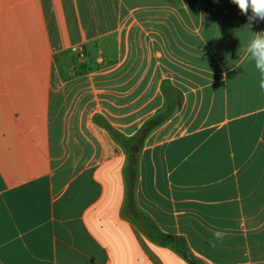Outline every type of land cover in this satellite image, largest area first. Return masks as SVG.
<instances>
[{"label":"crops","instance_id":"1","mask_svg":"<svg viewBox=\"0 0 264 264\" xmlns=\"http://www.w3.org/2000/svg\"><path fill=\"white\" fill-rule=\"evenodd\" d=\"M247 22L231 0H0V264H190L149 225L196 264H264Z\"/></svg>","mask_w":264,"mask_h":264},{"label":"clouds","instance_id":"2","mask_svg":"<svg viewBox=\"0 0 264 264\" xmlns=\"http://www.w3.org/2000/svg\"><path fill=\"white\" fill-rule=\"evenodd\" d=\"M237 6L241 15L247 16V24L242 28L251 34V39L246 46L248 58L254 63V67L264 73V32L252 33L250 30L255 21H264V0H231ZM250 12V15H249ZM225 233L217 231L214 237L222 240ZM213 247L215 244L212 245Z\"/></svg>","mask_w":264,"mask_h":264},{"label":"trees","instance_id":"3","mask_svg":"<svg viewBox=\"0 0 264 264\" xmlns=\"http://www.w3.org/2000/svg\"><path fill=\"white\" fill-rule=\"evenodd\" d=\"M164 118H157L149 121L144 127L140 130L138 134V138L140 140L144 139L151 131L157 128ZM137 138V137H136ZM150 234L152 235V240L162 246H170L172 247L177 253L182 255L185 259H187L190 264H196L194 260H192L186 254L183 244L174 238L168 237L166 235L161 234L154 226L149 225Z\"/></svg>","mask_w":264,"mask_h":264},{"label":"built area","instance_id":"4","mask_svg":"<svg viewBox=\"0 0 264 264\" xmlns=\"http://www.w3.org/2000/svg\"><path fill=\"white\" fill-rule=\"evenodd\" d=\"M73 51H74L75 53L79 54V56H80L81 58L83 57V53H82V51H79V50H77V49H73Z\"/></svg>","mask_w":264,"mask_h":264}]
</instances>
